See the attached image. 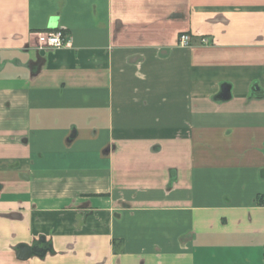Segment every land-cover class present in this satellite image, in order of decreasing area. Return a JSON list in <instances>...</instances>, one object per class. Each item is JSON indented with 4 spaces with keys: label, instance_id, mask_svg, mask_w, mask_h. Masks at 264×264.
<instances>
[{
    "label": "crops",
    "instance_id": "crops-1",
    "mask_svg": "<svg viewBox=\"0 0 264 264\" xmlns=\"http://www.w3.org/2000/svg\"><path fill=\"white\" fill-rule=\"evenodd\" d=\"M0 264H264V0H0Z\"/></svg>",
    "mask_w": 264,
    "mask_h": 264
},
{
    "label": "built area",
    "instance_id": "built-area-1",
    "mask_svg": "<svg viewBox=\"0 0 264 264\" xmlns=\"http://www.w3.org/2000/svg\"><path fill=\"white\" fill-rule=\"evenodd\" d=\"M38 41L42 48L60 49L68 46L69 41L63 31L57 32H42L38 34ZM191 42V37L188 34H182L179 39V45L182 47H188ZM203 44H207L208 40L204 39Z\"/></svg>",
    "mask_w": 264,
    "mask_h": 264
},
{
    "label": "water",
    "instance_id": "water-1",
    "mask_svg": "<svg viewBox=\"0 0 264 264\" xmlns=\"http://www.w3.org/2000/svg\"><path fill=\"white\" fill-rule=\"evenodd\" d=\"M229 87L228 86H224L222 88V97L223 99H228L229 98ZM48 252L47 249H42V248H39V246L37 245H33V246H25V245H20L17 249V257L19 259H22V260H26L32 256H44L46 253Z\"/></svg>",
    "mask_w": 264,
    "mask_h": 264
},
{
    "label": "trees",
    "instance_id": "trees-1",
    "mask_svg": "<svg viewBox=\"0 0 264 264\" xmlns=\"http://www.w3.org/2000/svg\"><path fill=\"white\" fill-rule=\"evenodd\" d=\"M262 198H263V197H259V201H260V202H261ZM260 199H261V200H260ZM261 203H263V202H261Z\"/></svg>",
    "mask_w": 264,
    "mask_h": 264
}]
</instances>
